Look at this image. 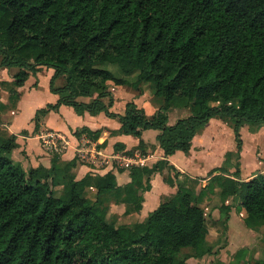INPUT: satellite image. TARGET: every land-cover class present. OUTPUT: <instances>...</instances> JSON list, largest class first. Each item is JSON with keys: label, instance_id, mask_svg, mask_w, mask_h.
<instances>
[{"label": "trees", "instance_id": "trees-1", "mask_svg": "<svg viewBox=\"0 0 264 264\" xmlns=\"http://www.w3.org/2000/svg\"><path fill=\"white\" fill-rule=\"evenodd\" d=\"M2 66L18 68L12 104L30 72L53 69L50 89L60 97L36 112L35 129L39 114L61 104L104 111L118 118L120 133L159 130L165 158L132 165L120 187L112 171L75 179V159L24 170L11 158L15 136L0 135V264H189L183 249L194 256L213 250L204 209L187 187L132 224H116L109 203H126L124 216L138 212L152 175L174 170L166 157L187 152L211 117L231 124L239 155L241 126L264 122V0H0ZM107 81L135 91L146 85L162 104L151 118L133 102L123 114L109 112L101 101ZM171 107L187 114L168 124ZM212 183L220 195H238L247 227L264 224L263 174L245 181L216 174L201 193ZM220 209L225 229L230 207Z\"/></svg>", "mask_w": 264, "mask_h": 264}, {"label": "crops", "instance_id": "crops-1", "mask_svg": "<svg viewBox=\"0 0 264 264\" xmlns=\"http://www.w3.org/2000/svg\"><path fill=\"white\" fill-rule=\"evenodd\" d=\"M17 71V67H0V135L15 136L16 146L11 152V158L24 170L37 167L50 169L53 162L59 166L75 159V164L70 169L75 179L78 180L87 173L103 176L112 171L116 184L123 187L131 180L129 169L132 165L151 167L158 160L165 158L164 151L157 141L159 130L146 129L142 131L140 138L120 133L118 131L121 124L118 118L109 116L104 111L95 114L88 111L77 113L72 106L61 104L56 110L39 114L38 127L35 129L36 112L47 105L56 104L60 97L50 89L53 69L42 66L30 72L23 85L16 87L18 97L12 104L9 90L15 88L13 75ZM62 83V78L56 79L54 87ZM106 85L108 95L102 97L101 101L108 111L114 114H123L126 104L133 102L147 118H151L162 104V99L152 95L146 85L139 91L125 85L114 84L112 81H107ZM91 99L78 98L79 101L86 103ZM167 114L168 124H173L178 118L185 116L187 110L171 107ZM83 128L96 131L98 134L94 136L87 132H79ZM42 131L57 133L63 140L62 150L48 152L39 138ZM76 131L79 133L75 134ZM240 138L241 149L236 156L233 127L218 117H211L193 137L187 152L178 150L166 157L174 170L163 168L152 175L150 189L141 192L143 201L138 212L124 216L127 204L114 200L109 203L110 212L118 216V220H123V223L140 222L162 201L173 196L179 186H184L197 197L198 205L203 209L210 203L209 209L215 222L211 229L208 227V240L211 237L220 240L217 226L225 215L220 207L222 204L230 207L226 232L222 237L225 242L221 241L225 243L220 249L223 257L228 252L234 254L246 246L249 249H246L244 254L250 256V252L253 251L254 258L260 259L257 254L264 250V224L247 227L244 223L246 212L242 206L240 207L238 195H220L221 188L216 183H212L201 193V189L210 182L211 176L216 174L241 181L257 173L264 175V122L244 123L240 128ZM140 139L144 144L142 148H139ZM249 146L253 152L254 162L245 161ZM257 149L259 158L255 156ZM228 153L232 155L227 158ZM174 173L178 175L174 176ZM169 175L173 178V183L165 181V177ZM61 187L56 185L57 189ZM192 260L194 258H189L187 262L191 264Z\"/></svg>", "mask_w": 264, "mask_h": 264}, {"label": "rangeland", "instance_id": "rangeland-1", "mask_svg": "<svg viewBox=\"0 0 264 264\" xmlns=\"http://www.w3.org/2000/svg\"><path fill=\"white\" fill-rule=\"evenodd\" d=\"M255 156L257 158H259V150L258 149L256 150ZM245 161L246 162L247 161L254 162L253 152H252L251 146H249V148H248V152H247ZM249 178H251V177H249ZM241 206L242 205L240 204V207ZM209 207H210V203H208L204 207V211H205V217L207 219L208 227H209V229H211V227H213V224L215 221L212 219L211 209H209ZM115 223L116 224H122L123 220H118V216H116ZM132 223H133V221H132ZM132 223H130V224H132ZM217 227H218L217 231L219 232V236H221V238H220V240L218 238L214 239L213 237H211L209 239V243H210V245H212V249H213L210 253H206L202 256H194L193 251L188 250V249H183L181 252V256L190 255L189 258H194V260L191 261V264H260L259 263L260 261L263 262L262 264H264V250L262 252L260 251L257 254L258 258H260V259L254 258L255 254L253 253V251L250 252V256H248V255L244 254L243 252H240L239 250L237 251V253L235 252L234 254H231L230 252H228V254H226L223 257L222 253L220 252V249L223 248V246L225 244V243H222L221 241L225 242V239H222V237H224V235H225L226 228L223 229V224L221 225V223ZM218 240H219V242H218ZM246 249H249V248L246 246L240 248V250H244V251H246ZM251 256H253V257H251Z\"/></svg>", "mask_w": 264, "mask_h": 264}, {"label": "built area", "instance_id": "built-area-1", "mask_svg": "<svg viewBox=\"0 0 264 264\" xmlns=\"http://www.w3.org/2000/svg\"><path fill=\"white\" fill-rule=\"evenodd\" d=\"M43 147L48 152H59L63 148V140L57 133L53 131H42L39 134Z\"/></svg>", "mask_w": 264, "mask_h": 264}]
</instances>
